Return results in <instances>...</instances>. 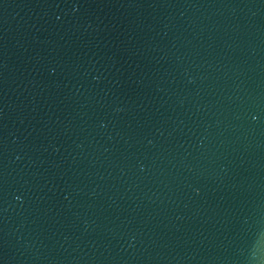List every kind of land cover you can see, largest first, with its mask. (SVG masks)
<instances>
[{
	"label": "water",
	"instance_id": "obj_1",
	"mask_svg": "<svg viewBox=\"0 0 264 264\" xmlns=\"http://www.w3.org/2000/svg\"><path fill=\"white\" fill-rule=\"evenodd\" d=\"M0 264H264V0H0Z\"/></svg>",
	"mask_w": 264,
	"mask_h": 264
}]
</instances>
